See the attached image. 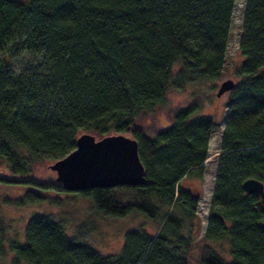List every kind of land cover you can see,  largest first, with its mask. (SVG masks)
<instances>
[{"label":"trees","instance_id":"1","mask_svg":"<svg viewBox=\"0 0 264 264\" xmlns=\"http://www.w3.org/2000/svg\"><path fill=\"white\" fill-rule=\"evenodd\" d=\"M234 5L0 0V158L13 176H0V183L53 186L16 177L38 162L64 158L84 133L126 135L138 142L146 183L76 193L101 216L137 211L159 226L155 234L129 231L120 253L103 256L81 232L70 238L62 222L37 215L26 225L25 242L10 245L17 264H189L200 197L184 183L203 178L215 122L197 115L199 100L176 110L155 138L136 121L162 104L170 87L223 76ZM239 49L242 80L227 102L204 233L206 242L228 244L230 261L204 244L199 264H264V205L243 189L250 178L264 184V0H246ZM23 57L30 61L15 69L14 60ZM45 199L29 190L16 203Z\"/></svg>","mask_w":264,"mask_h":264},{"label":"rangeland","instance_id":"2","mask_svg":"<svg viewBox=\"0 0 264 264\" xmlns=\"http://www.w3.org/2000/svg\"><path fill=\"white\" fill-rule=\"evenodd\" d=\"M15 1L24 2L26 0ZM245 3L246 0H235L223 76L211 82L188 84L180 90L170 87L163 103L150 112L141 113L136 121V126L141 128L147 137L155 138L157 132L167 129L173 123L172 115L176 110L199 100L202 109L197 115L212 118L215 122L214 131L209 141V158L205 163L203 178L192 177L184 183L192 193L200 197L197 228L193 237V249L189 257V264H199L200 249L204 244L211 246L224 260L230 261L228 244L206 242L204 233L208 222L217 171V156L220 151L230 94V92H225L218 96L217 93L222 82L231 79L237 84L242 80L237 75V70L244 61L239 44ZM21 59L14 60L13 66L17 70L24 68V64L27 65L30 61V57ZM179 67L176 65L174 71H178ZM53 163L50 160L38 162L33 165L30 174L16 177L34 178L37 182L51 183L53 186L40 185L38 188L27 183H0V264H17L16 255L10 250V245L14 242L20 244L25 242L26 225L32 217L37 215L51 216L56 221L62 222L66 234L70 238L76 237L81 232L80 234L84 237L83 242L103 256H115L120 253L125 235L129 231L138 228H145L151 234L158 231L159 226L156 220L149 219L137 211L125 217L99 215L93 208L90 198L82 197L76 192H67L58 187L60 183L56 181V173L50 169V165ZM0 176L13 178L1 158ZM29 190L38 192L47 199L34 204L20 205L16 203V200L23 198ZM57 198L61 201L55 202L54 199ZM20 264L25 263L21 261Z\"/></svg>","mask_w":264,"mask_h":264},{"label":"water","instance_id":"3","mask_svg":"<svg viewBox=\"0 0 264 264\" xmlns=\"http://www.w3.org/2000/svg\"><path fill=\"white\" fill-rule=\"evenodd\" d=\"M235 85L231 79L222 82L217 95L230 92ZM50 169L67 192L146 183L138 142L126 135H108L97 139L91 133H84L78 137L75 149L55 161ZM243 189L248 194L259 195L264 205V184L261 181L247 179Z\"/></svg>","mask_w":264,"mask_h":264}]
</instances>
